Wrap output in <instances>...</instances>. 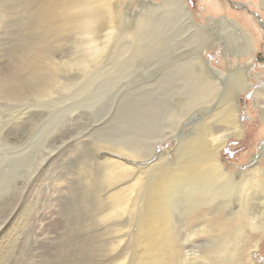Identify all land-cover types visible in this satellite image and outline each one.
<instances>
[{"label":"rangeland","instance_id":"374dc122","mask_svg":"<svg viewBox=\"0 0 264 264\" xmlns=\"http://www.w3.org/2000/svg\"><path fill=\"white\" fill-rule=\"evenodd\" d=\"M32 1L35 4L33 2L30 4L31 0H0V84L2 83V79L23 80L30 84L25 88L32 89L33 87H43L40 93L34 91L26 92L24 88H21L17 96H10L8 93L13 88L9 87L8 89L11 90L8 91L5 88L7 86H0V264H144V261H146V264L148 261L152 262V264H192L191 258L195 255L203 257L208 263L211 259V257L206 254L209 245L202 243L205 234H203V236L191 238L190 232L197 228L203 229V232L213 234L211 232L213 230V224L209 222L200 224L201 222H199L197 217L191 216L192 213L188 208L190 200L184 202L180 201V203L176 202L171 206L167 214L169 218L171 216L170 220L172 226L170 231L174 237L173 248L171 247L169 250H164L162 253L153 257L146 253L145 259H141L144 253L143 249L138 244L139 230L137 221L144 212V205L141 201V197L139 196L133 208L131 206L128 207L127 210L124 211V215L116 222L103 219V210L106 205L104 202V190L98 188L96 184L95 175L97 170L92 164L94 162L90 160L91 156H94L93 159L95 158V161L97 159V154H95L97 147L95 143L90 140L98 134L103 135V133H105L106 135L107 133L108 135L106 136H119L120 139L118 137V141L120 140L123 143L132 142V144H135L134 146L136 149H139V144H144H142L140 148L144 149L145 154L149 152L147 154L149 156H145L144 154V160L138 161L136 164L137 166L140 165L142 168L144 166L146 167L147 164L154 163L157 156H165L167 154L166 152H168V156L166 155L167 159H165V162L170 163L174 161V151L176 150L178 140L184 137V134L188 131L192 122L189 123V120L186 122L188 123V126H186V123H182L183 121L181 120L180 123L184 129L181 131L175 130L173 122L170 121L171 118H166L168 113L164 111V116L162 117L160 115L164 109L158 105L160 101L158 96L161 97L164 90L167 93L172 87L178 88L180 86V84L173 85L177 76V80H196L190 75L191 73L186 71L188 68L192 69L197 65L203 74H208V71L205 70V62L198 56V48L194 46L198 45L194 41L197 42V40L200 39L196 37L199 36L198 29L194 28L190 23L192 27H189V25L188 27L191 28V30L189 28L186 29L187 26H181L180 24V27L178 26L176 28H171L170 25L167 27L163 17V15L167 14L165 10H159L156 14H154L155 12L153 13L147 10L148 12H145L146 14L144 13V15L147 16L148 13H153L155 18L153 14L152 17H150L151 15L145 17L144 23L146 24V28L141 29L142 31L139 28L140 31L136 32L138 34L135 35V38L134 35L128 31H135L133 25L134 22H137V14L142 10L144 6L143 3H159L163 0H131L121 10L123 16L119 19L116 16L118 28H121L122 33L120 29H118L114 34L112 33L107 43H102L99 37L97 38L99 40L97 42V39L93 38L95 37L94 35H86L85 37L88 36L87 38L89 41L93 40L92 43H90L87 41V38H84L86 42L84 41L83 37L85 34H78L77 32L71 31L65 37L66 39L64 38L61 43H57L54 47L49 49L48 57L50 58L40 65L41 69L45 68V70H49L55 66V62L53 63V61H56L57 66L55 67H57L56 69L58 71H56L54 67L53 69L54 73H57L54 75L52 71H46V73H41L43 72L41 71V74L30 75V77L28 75L30 71L20 63V60L24 57V51L22 49L26 47L25 40L27 38V42H29L28 36L33 34L29 27H31L34 21L36 22L34 19L37 18V12L29 10H32L34 6L37 5L38 0ZM185 1L187 9L192 13V20L200 25L205 24V18L207 16L217 17L219 15H227L228 17L237 18L239 20H241V17V21L245 19L243 16H247V18L253 20L255 23V27L249 28L253 38L252 50H249L248 36H246L242 30L239 31V35L237 34V36L232 39L234 47L236 43H241V47H246L244 51L248 49V53H243L246 56L241 55L238 59L234 56H226L229 54H226L224 49L225 45H230L229 35L224 37L225 43H215L203 50L202 55L213 67L217 70H224V72L228 68L236 67L237 62L243 65L245 63L250 65L249 80L251 84L253 83L254 88H250L239 96V110L242 114L241 124H243L242 127L244 132L237 140L230 138L222 149L220 160L225 169L228 171H235L236 173L243 172L249 168H247V166L253 163L264 170V155L257 158V160L255 159L260 154V149L264 146V120H262L253 100L254 89L264 86V61L262 60L264 59V7H262L264 5H262L259 0ZM218 1L220 3L223 1V6L220 11H215L214 8L215 5L218 4ZM28 4H30L29 7ZM148 4L145 6H148ZM238 12L243 16H240ZM158 13H162V16ZM148 17L152 21L147 19ZM159 21L164 22L159 23ZM156 25H158V28ZM153 27L156 31L155 29L152 30ZM124 28L125 33H123ZM179 30H182L181 32L184 31L182 33L183 35L178 33ZM140 32L142 35L139 34ZM103 33H105V31ZM193 33H195V35H193ZM69 35L71 37H69ZM192 37L194 39H192ZM69 38L72 39L70 40ZM67 39H69V41ZM137 39L139 40L137 41ZM156 39L158 45L155 43ZM83 41L89 45L85 43L81 45ZM244 42L245 44H243ZM151 43L154 45L152 46ZM136 44L139 46L137 45L138 47H136ZM192 45L194 47H191ZM80 46H85L86 48L84 49V47L82 48ZM130 46L134 49L128 48ZM145 46L150 48V50ZM158 46L160 47L158 48ZM90 47L93 48L90 49ZM104 47L105 49L102 51ZM114 47L116 51L113 49ZM166 48L168 49L166 50ZM86 49L88 51H86ZM163 49L165 55H159L161 52L163 53ZM185 50L187 51L185 52ZM90 51L93 53L91 54L93 56L96 52L95 56L97 57L92 58L90 54H86L90 53ZM140 52H142V55H139ZM188 54L192 55L186 58ZM83 55H87V57L84 56L83 58ZM163 56H166L172 61H167V58H163ZM130 57L133 59H130ZM136 57L138 59H136ZM193 57L199 58V60H195ZM190 58H193L191 59L192 61H187V59ZM147 59L152 61L149 62ZM57 60H59V63ZM61 60L62 62H60ZM63 61L65 63H63ZM93 61L95 62L93 63ZM49 62L51 63L50 65ZM148 63L153 65V67L148 65ZM59 64L60 66H58ZM146 64L149 67H147ZM63 65L65 66L63 67ZM169 67L171 68L169 69ZM144 68L149 69L147 70ZM51 73L54 77L49 78L52 76ZM160 73H163L162 75L167 78L164 80ZM172 73L175 74V77ZM211 73L212 74L209 76H211L213 80H220L218 81L221 84L217 92L218 95L226 79L223 76H219L215 71ZM158 74H160V77ZM25 76H28V78H25ZM43 76L48 77V80ZM62 77L66 80H63ZM90 77L93 80L89 79ZM117 77H119V79H117ZM148 81L150 83H147ZM158 81L166 88L163 89L164 87L157 83ZM164 82L165 84H163ZM84 84H86L88 88L84 86ZM150 86L151 88L154 86V89H150ZM157 86L160 89L157 88ZM85 87L89 91L84 90ZM79 88L81 90L83 89V92H89V96L87 93L82 95V91ZM75 89L81 94V97L85 96L84 101L82 100L83 97L81 98L79 93H76L77 91ZM176 89L172 90L175 91ZM144 92L146 95L148 94L147 97L146 95L144 96ZM153 92H157L158 94H154ZM94 93L96 96L95 98ZM91 95L93 97L91 100L96 101L93 103H97L98 99L97 105H92V101L89 100ZM175 95L176 94H172L173 97L171 96L169 99L170 101H166L168 104L170 103V107H173L175 100L179 98L178 94L176 96L178 98H176ZM87 96L89 97L88 99ZM137 97H141L140 99L142 100ZM80 98L81 100L79 101ZM84 104H86V106ZM136 106H139V108ZM142 106L147 109H143ZM158 106L161 109H158ZM245 107L249 113L248 115L244 112ZM206 108L201 109L207 110ZM153 109H156V113L158 112L156 117L150 114ZM159 110L162 112L160 113ZM114 112H116L115 114L117 115H115ZM123 113H125V115H123ZM133 113L142 114L133 115ZM205 114V112L199 111L197 115L203 116ZM158 119L160 121L159 130L156 125ZM161 122H167L166 125L171 128L172 135L174 136H167L165 130L160 132L161 126H163ZM104 125L105 128L103 127ZM144 127L146 128L142 130ZM148 127H150V131ZM136 131L138 133H136ZM112 132L114 134H111ZM126 136H128L127 139ZM157 136H163L168 139L164 141L160 147L157 146L156 149L153 150V144ZM151 144L152 146H150ZM136 145L139 146L137 147ZM81 157H84L83 160ZM254 160L256 162H254ZM157 168L153 169L151 175L150 173L147 174L148 179H150L145 180V182L141 184L139 188L140 191L143 185H148L152 181L153 175L157 174V171H155ZM236 196L237 193L235 189L226 190L224 193L215 196L212 204L208 203V206L215 205L223 200L225 206L220 213H222V217H224V215L230 213V211L233 212L237 209L238 201ZM254 208L258 210L256 206H253V209ZM260 217L263 216H261L259 212L256 214V218L259 219ZM192 219H196V221ZM258 221L257 219L255 220V223H257L256 226L264 225V220L259 219ZM242 229H245V236L248 230H252L248 225L243 226ZM228 234L231 233L224 231L220 237H225ZM242 240L246 239L243 238ZM215 241L217 242V240ZM215 241L212 243L215 244ZM257 246L254 264H264V235ZM240 253L242 254L243 250Z\"/></svg>","mask_w":264,"mask_h":264},{"label":"bare ground","instance_id":"6f19581e","mask_svg":"<svg viewBox=\"0 0 264 264\" xmlns=\"http://www.w3.org/2000/svg\"><path fill=\"white\" fill-rule=\"evenodd\" d=\"M26 1H29V0H26ZM129 1H131V0H38L37 5H35L32 10L31 9L29 10V11L37 12V18L34 19V20H36V22L34 21V23L31 25V27H29L33 34L28 36L29 42H27V38L25 40L26 44L25 43L24 44L26 45V47L24 49H22L24 51V57L20 60V63H22L24 65V67L30 71L28 73L29 76L30 75H37L41 71H43L41 73H46V71H52V73H54V69L56 71H58L56 69L57 67H55V66H57L56 61H53V63L55 62L54 63L55 66H53L54 69L52 67V69L45 70V68L41 69V67H40V65H42L44 62H46V60H48V58H50V57H48L49 49L54 47L55 44L61 43L64 40V38L71 31L77 32L78 34H85L83 39L88 37V36L85 37L86 35H91V36L94 35L95 37H93V38L97 39L99 37V39L102 43H105V42L107 43V41L110 39V36L112 35V33L114 34V32L118 31V29H120V32L122 31L121 28H118L116 16L118 19L121 16H123V14H121V10L128 4ZM259 1L262 3V5H264V0H259ZM32 2L33 1L31 0L30 4H32ZM149 3L150 4H148V3L145 4V2H144L143 3L144 6L142 7V10L140 12H138L137 18L134 17L137 19V22L136 23L134 22V25H133L135 27V31L132 32L129 30L128 32H131L135 37V35L138 34V33H136L137 31H140L141 29L146 28V24L144 23L145 17H147L148 15H151L150 17H152V14L154 12H155L154 14H156V12H158L159 10H165L166 11L165 13H167V14L163 15V17H164L166 22H164V21L160 22L159 21V23L164 22L167 27H168V25H170L171 28H176L180 24L181 26L182 25L187 26L186 29H188L191 25L194 26V28L198 29L199 36H196V37H197V39H198V37L200 39L197 40V42L194 41L196 44H198V45H194V46L198 48V56L205 62V68H206L205 70L208 71V74L207 73L203 74L197 65L192 69L188 68L186 71L191 73L190 75L193 78H195L196 80H194V79L193 80H189V79L188 80H179V79L177 80V78H178V76H177L176 79L174 78L176 80V83L174 80L173 85L174 84L175 85L180 84V86L178 88L176 87L177 89L172 87L171 90H168L167 93L164 90L162 96L161 97L158 96L159 100H160L158 105L164 109V110H162L163 112L161 111L162 113L159 110V112L161 113L160 115L163 117L164 111H166L168 113V116L166 118L167 119L171 118L170 121L173 122L175 130L177 129V130L181 131L182 129H184V127L181 126L182 125L180 123L181 120L183 121L182 123H186L189 120H190L189 123L192 122L191 125L189 126L188 131H186V133L184 134V137L179 138V140H178L176 150L174 151V156H175L174 161H171L170 163L165 162V159H167L166 155L168 156V152H166L167 154L165 156L160 154L161 156H157L154 163L149 164V165L147 164L146 167L144 166L142 168V166L140 167V165L137 166L136 164L138 161H141L143 159V156L145 154L144 149L140 148V146L143 143L139 144L140 146L136 145L137 147L139 146V149H136L134 146L135 144H132V142L131 143H125V142L123 143L120 140L118 141L119 136L118 137H116L117 135L115 137L106 136V135H108L107 133H106V135H105V133H103V135L98 134L97 136H94L90 140L91 142L95 143V145L97 147L96 148L97 151L95 153V154H97L96 161L94 160L95 158L93 159L94 156L90 157V160H92L94 162L92 164L95 166V168L97 170L96 175H95V181H96L98 188L104 190V202L106 203L105 208L103 210L102 218L107 220V221L116 222L120 217H122L124 215V211H126L128 207L131 206L133 208V206L135 205V202L137 201L138 197L140 196L141 201L144 205V212L141 214V216L137 220L138 221V230H139L138 231V244L143 249V253H144L142 255L143 257L141 259H145L146 253H148L150 256L153 257V256H157V254H159V253H162L164 250H169L171 247L173 248L174 237H173L172 232L170 231L171 226H172V222L170 220L171 216L169 218V216H167V214L169 213L171 206L173 204H175L176 202L180 203V201L184 202L186 200H190V202L188 203V204H190L188 208H189L190 212L192 213L191 216L197 217L199 219V222H201L200 224H202L204 222H209V223L213 224V230L211 231L213 234L203 232V229H197V228H195L192 232H190L191 238H195L197 236H203V234H205L202 243L205 245H209V248L207 249L208 252L206 254L211 257L210 261L207 263L203 257L195 255L194 257L191 258V263L192 264H254V257H255V253H257L256 249L258 248L257 245L261 241V239L263 238V235H264V225L256 226L257 223H255L256 219H257V221L259 219L264 220V170L261 169L260 167H258L257 165H255V163H253V164L247 166V168L248 167L249 168L244 170L243 172L236 173L235 171H228L227 169H225L224 165L221 164V160H220V154L222 152V149L227 144V142L230 140V138L237 140L242 136V134L244 132L243 127H242L243 124H241L242 114L239 110V96L241 94H243L244 92L248 91L250 88L251 89L254 88L253 83L251 84L250 80H249V78H250V74H249L250 65L248 63H245L243 65V64L237 62L236 67L228 68L225 71L226 72L225 73L224 70H217L215 67H213L212 64L203 57L202 51L205 50L206 48L214 45L215 43L218 44L219 42H221V43L224 42L225 41L224 37H227L229 35L230 45H228V44L225 45V49H224L226 54H229V55H226V54L225 55L230 56V57L234 56L237 59L241 55L246 56L243 53L247 52L248 49H247V51H244V50H246V47L245 48L241 47V45H240L241 43H236V46L234 47L233 46L234 42L232 39H234V37L237 36V34L239 35V31L242 30L244 32V34L246 36H248V40H249L248 43H249V48H250L249 50H252L253 49V46H252L253 38H252V35L250 33V29H251V27H255V23L253 20L247 18V16L245 17V16L241 15L240 14L241 11H240V13L239 12L238 13L240 14V16H243L245 18V19H243L244 22L241 21L242 20L241 17H240L241 20H239L237 18L228 17L227 15H219L217 17L207 16L205 18V24L200 25V24H198L192 20V13L190 12V10L187 9L185 0H163L162 2H159V3H156V2H149ZM30 4H28V7ZM147 4H148V6H145ZM222 6H223V1H222V3H220L218 1V4L215 5V8H214L215 11H220ZM262 7H264V6H262ZM147 10H149L150 12H153V13L152 14L148 13L147 16L144 15L145 12H148ZM35 12H32V13H35ZM160 14L159 15L162 16V13H160ZM33 16L35 17L34 14H33ZM154 18H155V15H154ZM147 19H149V17ZM149 20H151V19H149ZM121 21H122V19H121ZM156 23H158V22H156ZM129 24H131V23H129ZM188 25H189V27H188ZM157 26L158 25H156V27ZM256 26H257V24H256ZM147 27H149V26H147ZM139 28H140V30H139ZM132 29H134V28H132ZM154 29L155 28L153 27L152 30H154ZM189 29L191 30V28H189ZM123 30H124L123 33H125V28ZM104 31H105V33H103ZM155 31H156V29H155ZM173 31H174V29H173ZM179 31H178V33H181V34L184 32V31L181 32L182 30H179ZM128 32H126V33H128ZM159 33H160V31H159ZM232 33H233V37H232ZM139 34L142 35L141 32ZM187 34H188V32H187ZM70 35H69V37H71ZM74 35H75V33H74ZM193 35H195V33H193ZM187 37H188V35H187ZM152 38H153V36H152ZM69 39H67V40L69 41ZM143 39H144V37H143ZM157 39H158V37H157ZM157 39L155 40L156 44H157ZM192 39H194V38L192 37ZM119 40H120V38H119ZM138 40L139 39H137V41ZM188 40L190 41L189 38H188ZM84 41H85V39H84ZM84 41H83V44H81V45H84V43L86 42V41L85 42ZM87 41H89V39ZM92 41H89V42L92 43ZM98 41L99 40L97 39V42ZM152 43H151V45H152ZM187 43H186V46H187ZM85 44H88V43H85ZM243 44H245V42ZM88 45H87V47H88ZM137 45L138 44H136V47L139 46V45L138 46ZM160 45H161V43H160ZM188 45H189V43H188ZM85 46H80V47H82V48L84 47V49H85L86 48ZM194 46L192 45L191 47H194ZM223 46H224V44H223ZM115 47L113 49H115V51H116ZM145 47L147 48V46H145ZM159 47L160 46H158V48ZM92 48L93 47H90V49H92ZM98 48H100V47H98ZM128 48H132V47L130 46ZM168 48H166V50ZM102 49L101 50L104 51L105 47ZM120 49H121V46H120ZM132 49H134V48H132ZM135 49L137 51H139L137 48H135ZM147 49L150 50V48H147ZM164 49H163V53L161 52V54H159V53L158 54L163 55L165 53ZM173 50H174V48H173ZM86 51H88V50L86 49ZM186 51L187 50H185V52ZM57 53H59V52H57ZM79 53H80V51H79ZM95 53H94V56L91 55V54H93L91 51H90V53H86V54H90L93 58V57H97V56H95L96 55ZM153 53H155V52H153ZM183 53H184V51H183ZM238 53H240V54H238ZM195 54H196V52H195ZM121 55H122V53H121ZM128 55H129V53H128ZM139 55H142V52H140ZM190 55H192V54H190ZM190 55L188 54L186 58H188ZM84 56L87 57V55H83V58H84ZM132 56H134V55H132ZM144 56H145V54H144ZM152 56H153V54H152ZM88 57H89V55H88ZM159 57H161V56H159ZM165 57L166 56H163V58H165ZM120 58H121V56H120ZM141 58H142V56H141ZM153 58H155V57H153ZM193 58L187 59V61L191 60ZM130 59H133V58L130 57ZM136 59H138V58L136 57ZM143 59H141V60H143ZM194 59L199 60V58H194ZM164 60H163V62H164ZM58 61L59 60H57V62ZM70 61H72V60H70ZM74 61H76V60H74ZM89 61H90V59H89ZM95 61H96V59H95ZM95 61H93V63ZM99 61H100V59H99ZM151 61H149V62H151ZM167 61H172V60H169L167 58ZM225 61H226V59H225ZM60 62H62V60ZM197 62H194V63H197ZM63 63H65V62L63 61ZM121 63H126V62H121ZM50 64L51 63L49 62V65ZM97 64H99V63H97ZM156 64H157V62H156ZM188 64H190V63H188ZM65 65H67V64H65ZM65 65H63V67ZM101 65H103V64H101ZM148 65H151V64L148 63ZM148 65H147V67H149ZM58 66H60V64ZM151 66L153 67V65H151ZM49 67H51V66H49ZM129 67H131V66H129ZM161 67H162V65H161ZM176 67H177V65H176ZM170 68L171 67H169V69ZM144 69H147V68H144ZM59 70H60V68H59ZM68 70H66V71H68ZM212 70L217 72L219 74V76H223L226 79L224 84H222L223 88L218 95H217V92L219 91L221 84L218 82L220 80H213V78H211V76H209L210 74H212L211 73V72H213ZM124 71H126V70H124ZM167 71H169V70H167ZM52 73H51L52 76H50L49 78L54 77V75L57 72H55L54 75ZM166 73H168V72H166ZM114 74H116V73H114ZM160 74H158L159 77H160ZM126 75H128V74H126ZM172 75H174V77H175V74L172 73ZM56 76H59V75H56ZM43 77H46V76H43ZM25 78H28V76L27 77L25 76ZM46 78L48 80V77H46ZM120 78H121V75H120ZM163 78L165 80V78H167V77L163 76ZM169 78L171 79L170 76H169ZM60 79H61V77H60ZM62 79H63V77H62ZM80 79H81V77H80ZM89 79H92V78L90 77ZM117 79H119V77H117ZM124 79H126V78H124ZM186 79H187V77H186ZM52 80H54V79H52ZM71 80H73V79H71ZM94 80H95V78H94ZM162 81H163V79H162ZM147 83H150V82L148 81ZM152 83H155V82H152ZM157 83L160 84L159 81ZM163 84H165V82ZM29 85H30L29 83H26L23 80H6V79L5 80L2 79V83L0 84V86H4V87L7 86L5 88L8 91L11 90V89H8L9 87L13 88L8 93L10 96H17L19 89H21V88H24L26 90V92L34 91L36 93H40L43 90V87H40V88H34V87L32 88L31 87L32 89L25 88V87H28ZM90 85H89V88H90ZM160 85H162V83ZM160 85H158V86H160ZM84 86H87V85L84 84ZM158 86H157V88H159ZM162 87H164V85H162ZM162 87L160 86V88H162ZM85 88H84V90L89 91L87 89L88 86L86 89ZM152 88L150 86V89H152ZM165 88L166 87H164L163 89H165ZM0 89H1V87H0ZM102 89H103V87H102ZM137 89H136V91H137ZM172 89H176V90L173 91ZM83 91H82V95L84 93H87L86 91L85 92H83ZM103 91H104V89H103ZM145 92H144V96L147 93V92L146 93ZM0 93H1V90H0ZM76 93H79V92L77 91ZM91 93H92V91H91ZM99 93H100V91H99ZM156 93H154V94H156ZM158 93H159V91H158ZM3 94H4V92H3ZM87 94H85V95H87ZM172 94H176L175 97L178 94L179 98L176 97L178 99L175 100L174 106L170 107V105H169L170 103L168 104L166 101H170L169 99L171 98ZM147 95H146V97H147ZM159 95H160V93H159ZM79 96L81 97L80 93H79ZM88 96H89V94H88ZM88 96H87V99L89 98ZM84 97L82 98L83 101H84ZM95 97L96 96L94 93V98ZM142 97H143V94H142ZM76 98H79V97H76ZM81 98L79 99V101L81 100ZM92 98L93 97L91 95V98L89 100L92 101L91 100ZM137 98H139V97H137ZM156 98H155V100H156ZM143 99H145V98H143ZM140 100H142V99H140ZM140 100H139V102H140ZM157 100H158V98H157ZM253 100H254V105H255V107H257L262 120H264V86H262V88H255L254 89ZM79 101H75V102L80 103ZM90 101H88V102H90ZM93 102H96V101L94 100V101H92V103ZM97 103H98V99H97ZM97 103H93L92 105H94V104L97 105ZM84 105L86 106V104H84ZM81 106H82V104H81ZM152 106H153V104H152ZM152 106H150V107H152ZM156 106H157V103H156ZM159 106L157 107L158 109L160 108ZM136 107L139 108V106H136ZM145 108L143 107V109H145ZM201 108H204V109L206 108L207 110H204ZM132 111H133V109H132ZM148 111H149V109H148ZM199 111L205 112L206 114L203 116H198L197 114L199 113ZM244 112L247 113L246 115L249 114L248 111L246 110V107H245ZM115 113L116 112H114V114ZM157 113H156V109H153L150 114H152V115H154V117H156ZM130 114H131V112H130ZM134 114L139 115L142 113H139V114L133 113V115ZM115 115H117V114H115ZM123 115H125V113H123ZM130 116H132V115H130ZM142 118H144V117H142ZM159 119L156 122L158 130L160 127ZM138 121H139V119H138ZM166 123L161 122V124H163V126H161L160 132L165 130L167 132V134H166L167 136L172 135L171 128L168 127V125H166ZM144 124H146V123H144ZM186 126H188V123H186ZM103 127L105 128V125ZM107 127H108V125H107ZM145 128L146 127H144L143 129L141 128V129L144 130ZM148 128H149L148 130L150 131V127H148ZM93 129H95V128H93ZM93 129H92V131H93ZM136 133H138V132L136 131ZM91 134H93V133H91ZM111 134H114V133L112 132ZM152 136H154V135H152ZM172 136H174V135H172ZM127 137L128 136H126V139H127ZM142 137H144V136H142ZM137 138H136V140H137ZM119 139H120V137H119ZM167 139L168 138H165L163 136H157L156 140L154 141V144H153V150L156 149L157 146L160 147L164 143V141H166ZM144 141H146V140H144ZM150 146H152V144ZM84 149H86V148H84ZM147 154H145V156ZM263 155H264V146L260 149V154L255 159L257 160V158H260ZM147 156H149V155H147ZM83 158L84 157H81L82 160H83ZM254 162H256V161L254 160ZM154 168H157V169H155V171H157L156 172L157 174L153 175L154 177L152 176L153 177L152 181L148 185H143V188L140 191L139 188H140L141 184L143 182H145V180L150 179V178L148 179L147 174L150 173V175H151ZM230 189H232V190L235 189V191L237 193V196H236V199L238 201L237 209L236 210L233 209L234 210L233 212L230 211V213H228V214L224 215V217H222L223 214L220 212H222L221 210L224 209L225 202L222 200V201L216 203L215 205H211V206H208V203L212 204L215 196H217L218 194H222L226 190H230ZM224 198H226V197H224ZM252 205L256 206L258 210H255V208L253 209ZM259 212H260V215L263 217H260L258 219V218H256V214ZM193 221H196V219H194ZM258 223H259V221H258ZM245 225H248L252 229V230H248L246 236L244 235L245 229H242V227ZM224 231H228L231 234H228L225 237H220V235ZM243 238H245L246 240H242ZM215 240H217V242ZM213 241H215V244L212 243ZM242 250H243V253L241 254L240 252ZM202 258H203V260H202ZM199 259H200V261H199ZM146 260H148V259H146ZM150 260H151V258H150ZM148 263L152 264V262H150V261H148L147 264ZM144 264H146V261H144Z\"/></svg>","mask_w":264,"mask_h":264},{"label":"water","instance_id":"95a60500","mask_svg":"<svg viewBox=\"0 0 264 264\" xmlns=\"http://www.w3.org/2000/svg\"><path fill=\"white\" fill-rule=\"evenodd\" d=\"M264 61V59H262Z\"/></svg>","mask_w":264,"mask_h":264}]
</instances>
